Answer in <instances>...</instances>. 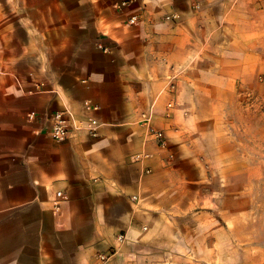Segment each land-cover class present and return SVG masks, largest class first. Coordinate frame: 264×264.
<instances>
[{"label":"crops","instance_id":"crops-1","mask_svg":"<svg viewBox=\"0 0 264 264\" xmlns=\"http://www.w3.org/2000/svg\"><path fill=\"white\" fill-rule=\"evenodd\" d=\"M57 114L63 141L47 135ZM238 144L264 145V0H0V264L200 256L214 162L226 229L235 155L250 186Z\"/></svg>","mask_w":264,"mask_h":264},{"label":"rangeland","instance_id":"rangeland-1","mask_svg":"<svg viewBox=\"0 0 264 264\" xmlns=\"http://www.w3.org/2000/svg\"><path fill=\"white\" fill-rule=\"evenodd\" d=\"M233 134L241 141L243 130L240 119L235 120ZM243 147L249 148L250 152L251 159L243 163L244 166L249 164L250 186L242 191L245 187H242L241 175L236 174L241 170L242 161L236 160L235 155V176L232 178L233 225H231L232 220L229 219L227 233L226 204L229 194L226 191V184L230 182L225 176L226 162H214L219 186L217 238L207 241L209 250H203L200 256L187 257L186 262L179 264H264V145L238 144L233 146V152L240 154Z\"/></svg>","mask_w":264,"mask_h":264},{"label":"built area","instance_id":"built-area-1","mask_svg":"<svg viewBox=\"0 0 264 264\" xmlns=\"http://www.w3.org/2000/svg\"><path fill=\"white\" fill-rule=\"evenodd\" d=\"M30 116L34 118L36 114L31 113ZM52 122H53L52 127L48 128L49 131L47 135L55 141L65 140L69 135V127L67 125V121L64 118V116L62 114H57L52 118ZM93 124H96V122H93ZM154 134L160 140L163 138L162 132H154ZM125 240H126L125 234L118 233L115 238L116 244L113 247H111L106 253L99 255L98 261H100L101 263L108 262L112 257L116 255L119 248L124 244Z\"/></svg>","mask_w":264,"mask_h":264}]
</instances>
